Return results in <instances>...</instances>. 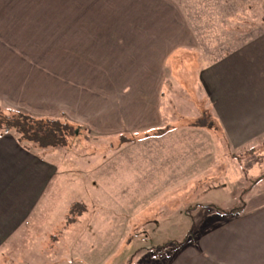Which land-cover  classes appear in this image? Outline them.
<instances>
[{
    "label": "crops",
    "instance_id": "crops-1",
    "mask_svg": "<svg viewBox=\"0 0 264 264\" xmlns=\"http://www.w3.org/2000/svg\"><path fill=\"white\" fill-rule=\"evenodd\" d=\"M95 2L103 10H96ZM178 2L79 1V26L76 28H58L59 19H66L65 15L58 16V12L29 16L28 27L32 31L27 42L21 43L27 44V59L15 64L18 69L12 76L13 86L0 92V101L33 115L64 114L80 126L85 133L83 139L88 141L118 140L125 138L123 134L128 132L132 134L129 138L137 136L138 132L153 135V132L166 129L154 135V141L150 142H155L158 148L155 159L144 155L147 151L143 145L149 136L127 141L143 148L139 156L132 155L131 150L125 152L126 160L120 170L128 178L126 180H130L126 183L129 186L131 179L139 178L143 168L148 166H152L157 177L163 178L161 172L168 170L170 160L161 165L159 159L170 153L169 148L171 159L178 158L180 129L186 133L188 165L194 161L197 166L204 161L200 152L194 154L192 149L197 139L208 138V135L220 155L216 156L217 162L224 161L225 153L239 159L236 153L241 147L258 135H264V62L261 65L253 56L258 52L264 56V32L250 41L239 42L234 50L224 51L215 60L200 49L204 42L200 40H209L208 26L204 25L206 33L199 35L196 15L191 19L187 17ZM39 14L41 16H37ZM187 64L199 66V85L204 98L211 101L213 120L217 121L219 130L193 131L185 123L176 130L166 117L165 86L170 83L174 87L181 82L183 91L190 90L186 89L187 80L184 79ZM182 97L184 102L192 101L187 96ZM193 102V106H197V102ZM260 139H263L259 140L262 144L264 136ZM235 147L236 153L232 151ZM252 148L255 147L245 151ZM34 151L10 133L0 135V264H33V260L44 257L42 253L28 254L27 261L20 263L22 255L5 248L10 239L24 237L19 235L23 232L21 228L32 225L31 214L57 176V171L52 170L47 161L37 158ZM41 154L45 155V151ZM149 160L154 163L145 162ZM173 161L178 177L179 162ZM130 163L137 169L135 166L131 169ZM200 164L199 170L203 168ZM200 176L189 177L194 190L212 185L211 176ZM194 190L197 198L205 196V191L195 193ZM252 192L253 189L249 192L244 189L237 194L244 196ZM256 192L253 197L245 196L246 202L238 205L243 209L232 214L223 212L234 209L225 208L226 204L210 202L205 206L201 201L203 209L200 212L193 217L186 214L192 227L186 240L175 244L173 241L177 240L172 239L163 245L146 248L148 253L162 249L156 252L155 260L147 264H264V190ZM197 211L195 208L193 212Z\"/></svg>",
    "mask_w": 264,
    "mask_h": 264
},
{
    "label": "rangeland",
    "instance_id": "rangeland-1",
    "mask_svg": "<svg viewBox=\"0 0 264 264\" xmlns=\"http://www.w3.org/2000/svg\"><path fill=\"white\" fill-rule=\"evenodd\" d=\"M79 1L82 3L85 0H0V15L3 17H0V92L6 87L11 89L13 73L18 69L15 64L27 59V44L21 43L27 42L32 31L28 27V17L40 12H58V16H66V19H59L58 28H76L79 26ZM178 3L187 17L191 19L196 15V21L202 22L198 23L199 35L205 34L204 25L208 26L209 40L201 39L204 42L200 49L215 60L224 51L234 50L239 42L250 41L256 34L264 32V0H179ZM95 5L94 8L99 7L98 2ZM193 7H196L195 11ZM11 17L14 18L10 20ZM253 56L263 64L261 52L253 53ZM2 64L5 66L2 67ZM198 70V64H187L184 79L187 80L186 89H190L188 93L182 90L181 82L176 83L175 88L170 83L165 86V113L175 125L171 127L176 130L184 123L193 131L219 130L217 121L213 120L211 101L208 97L204 98V91L199 85ZM182 96L192 101L184 102ZM193 101L197 102V106H193ZM0 106L26 111L2 101ZM180 130L181 143L176 158L179 162L178 177L174 172L173 159H176H171L169 148V154L160 157L161 152L158 153L161 165L170 160L168 170L161 172L163 178L157 177L152 166H148L143 168L139 178L131 179V186L126 184L130 180H126L128 178L120 168L126 160V151L131 150L132 155L142 154L143 148L138 144L134 147L127 141L148 137L145 132H138L136 138L130 137L127 141L122 137L118 140H70L66 146L46 150L45 155L41 154V149L35 148L36 157L47 161L52 170L57 171V176H54L49 189H45L37 209L31 214L32 225L21 228L23 232L19 235L24 237L10 239L5 248L20 253V263L27 261L28 254L42 253L44 257L33 260V264H147L154 261L156 252L162 249L148 253L146 248L163 245L172 239L177 242L186 239L192 232L186 214L193 217L200 212L203 209L200 203L226 204L225 208L232 209L246 202L245 196L253 197L258 193L255 191L264 190V177L258 185L253 184L258 176L264 175V150L245 154L247 148H258L264 135H258L238 152L235 147L232 151L237 152L239 159L230 158V153H225L221 162L216 160L219 153L215 151L214 140L209 135L208 138L197 139L199 142L192 153L200 152L199 155L203 156L204 161L197 163V166L200 164L203 167L199 170L194 161L188 165L186 133L184 129ZM162 132L166 130L149 136L143 145H146L145 156L157 157L156 143L150 142L154 141V135ZM130 135L128 132L123 137L129 138ZM212 135L215 137L214 133ZM124 140L129 144H126V149ZM217 140L216 137L215 143ZM150 161L154 160L145 162ZM130 165L131 169H135L134 163ZM134 172L131 174L134 175ZM192 175L194 178L211 176L209 181L212 185L198 187L195 192L189 183ZM209 181L205 180L206 183ZM242 187L248 192L253 189L254 193L237 194V191L241 193L244 190ZM150 189L153 193L148 191ZM193 190L195 193L205 191V196L197 198ZM195 208L198 211L194 213Z\"/></svg>",
    "mask_w": 264,
    "mask_h": 264
},
{
    "label": "trees",
    "instance_id": "trees-1",
    "mask_svg": "<svg viewBox=\"0 0 264 264\" xmlns=\"http://www.w3.org/2000/svg\"><path fill=\"white\" fill-rule=\"evenodd\" d=\"M165 130L163 129V131ZM6 133L12 134L26 148H37L42 151L66 146L70 140L79 139L80 142L84 138L80 126L68 120L64 114H59V116H35L26 111L0 106V135ZM146 135L150 136L152 134ZM129 139L126 138L125 140ZM257 149L264 150V142L258 148L248 149L245 154L254 153ZM263 177L264 175L258 176L253 184L256 185ZM242 209V206H238L223 212L232 214ZM185 240L182 242L173 241V243L181 244Z\"/></svg>",
    "mask_w": 264,
    "mask_h": 264
}]
</instances>
